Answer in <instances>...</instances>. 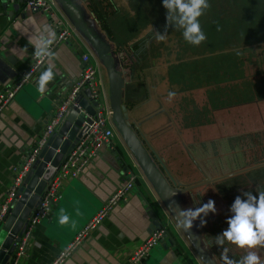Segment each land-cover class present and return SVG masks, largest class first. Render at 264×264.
Instances as JSON below:
<instances>
[{
	"label": "crops",
	"instance_id": "1",
	"mask_svg": "<svg viewBox=\"0 0 264 264\" xmlns=\"http://www.w3.org/2000/svg\"><path fill=\"white\" fill-rule=\"evenodd\" d=\"M66 1L73 4L88 28L110 45L116 69L124 74L123 102L132 127L153 153L157 166L161 165L157 157L165 166L175 181L174 187L185 189L178 195L180 209L200 207V195L205 190L213 191L230 208V199L239 192L231 197L222 193L237 188L231 179L244 170L238 165L243 166L245 161L242 149L232 142L259 137L264 140V71L254 80L249 72L253 65L246 60L234 61L229 53L239 52L233 48L207 55L198 50L196 54L183 55L184 49L154 53L151 40L157 39L147 35L156 33V28L146 26L142 16L140 22L135 19L131 0H111L118 6V12L109 18L114 39L101 29L88 0ZM55 2L53 14H47L26 9L20 3L0 1V92L29 67L34 49L27 41L34 26L30 25L29 33H24L28 20L37 26L51 24L57 34L64 28L70 33L68 41L55 50L52 62L56 76L48 85V92L41 96L36 84L47 66L45 62L0 114V206L12 184L14 168L28 158L56 107L81 76L82 54L90 52L103 71L97 52L74 14L60 0ZM125 3L131 12L123 13V8H119ZM135 4L140 5L141 1ZM143 39L147 42L142 52L126 49L127 44ZM118 47L122 51L115 53ZM207 56L214 62L212 69L207 67L213 72L212 80L206 77ZM103 83L98 108H111L109 81L104 79ZM169 92H174V97L169 98ZM81 96L88 100L85 93ZM95 107L90 103L87 109L94 111ZM113 127L116 136L112 143L101 149L83 173L63 182L61 201L35 228L27 256L19 264H52L131 173L136 176V186L128 201L119 204L61 264H128L130 256L159 227L166 231L165 236L138 264H205L191 239L200 242L216 262L225 264L194 221L189 231L179 226L180 218L159 196L114 122ZM219 148L221 154L230 158L224 165L216 164ZM233 153H239L241 158L232 157ZM263 165L246 168L245 174L255 170L264 173ZM61 209L70 217L68 225L59 223ZM73 221L75 227L71 226ZM5 236L1 226L0 242Z\"/></svg>",
	"mask_w": 264,
	"mask_h": 264
},
{
	"label": "built area",
	"instance_id": "2",
	"mask_svg": "<svg viewBox=\"0 0 264 264\" xmlns=\"http://www.w3.org/2000/svg\"><path fill=\"white\" fill-rule=\"evenodd\" d=\"M6 1L9 3H20L23 4L26 9L34 12L41 11L47 14H53L56 6L55 0ZM69 36V30L66 28L62 29L57 34V41L52 46V50L55 52L61 44L68 41ZM82 62L84 63V67L81 76L74 82L70 90L56 107L28 158L21 165L14 168L12 184L4 202L0 206V227L7 216L10 206L17 197L18 190L23 184L24 177L27 175L50 136L60 126L72 106L81 109L79 103L76 102V98L84 88L90 89L91 99L93 101H98V106L95 107L96 110L89 112L88 109H81L87 118L83 123L85 128L84 134L59 167L56 176L49 183L48 188L42 195L32 215L29 217L25 231L21 239L16 243V249L10 264H19L20 259L27 256V248L35 228L51 213L54 207L57 206L62 199L63 182L70 177L75 178L83 173V171L99 155L101 149L109 146L116 136L113 127L112 109L110 107L98 108L101 104L100 100L102 91L104 90L100 64L98 61L96 62V60H93L90 52L82 54ZM44 63L45 61L37 58L34 54L31 55L28 69L24 71L20 78L10 87L0 92V114L14 99L17 92L30 82L35 73L44 65ZM135 186L136 176L131 173L129 178L114 191L95 216L84 226V228L81 229L76 238L60 253L52 264L63 263L66 257L70 256L72 252L88 237L90 232L97 228L119 204L128 201ZM165 234L166 231L163 228L154 229L143 245L130 256L128 264H138L141 262L149 254L150 250L160 242Z\"/></svg>",
	"mask_w": 264,
	"mask_h": 264
},
{
	"label": "water",
	"instance_id": "3",
	"mask_svg": "<svg viewBox=\"0 0 264 264\" xmlns=\"http://www.w3.org/2000/svg\"><path fill=\"white\" fill-rule=\"evenodd\" d=\"M60 1L74 14L78 25L84 30L89 42L105 66L110 87V106L113 112V122L159 196L165 201L169 209L175 215H178L177 208L180 209L177 200L178 195L184 192L185 189L177 190L174 187L175 181L172 176L158 157L157 159L161 165L157 166L153 153L145 146L146 143L140 134L132 127L128 108L123 102L124 74L116 69L110 45L86 26L74 10L71 2ZM82 92L86 94L88 100L82 98ZM82 92L76 98V102L79 103L81 109L87 110L90 103L98 106V101L91 99L89 88H84ZM81 109L76 106L69 109L62 123L50 136L24 177L17 197L10 206L2 224V230L6 233V236L0 242V264L11 263L16 243L21 239L29 217L48 188L49 183L56 176L59 167L83 136L85 129L83 123L87 118ZM191 240L205 264H219L202 248L200 242Z\"/></svg>",
	"mask_w": 264,
	"mask_h": 264
},
{
	"label": "rangeland",
	"instance_id": "4",
	"mask_svg": "<svg viewBox=\"0 0 264 264\" xmlns=\"http://www.w3.org/2000/svg\"><path fill=\"white\" fill-rule=\"evenodd\" d=\"M139 0H131L132 2L130 5L132 9L134 10L135 14V19L140 22V16L141 20L144 22H147L148 24L146 26L152 25L153 27L156 28V33L153 31L150 32L147 36L150 38L156 37V41H152V47L151 51L154 53L162 54V52L169 50L170 52H177L178 49L182 51L184 49V54L183 55H193L196 54V50H198L199 53L204 52V54H209L210 48L207 45V39L201 43L199 46H194L192 44H189L186 42L183 38L182 35V29H176L173 26H168V31H158L161 28L163 29L166 27L167 21H166V12L167 10L163 6L162 0H140L141 4L137 5ZM209 3L211 7L205 11V14L202 15L199 18L200 25L202 30L204 31L205 35L210 32V30L206 29L207 26L211 25L209 23L208 25H204L208 22H214L217 24V26L222 27V37L224 38V41L226 42V46L224 50H231V48L237 50L239 53H234L231 51L232 54L229 53V55H232V58H234V61L243 60L241 63H244V60L247 61V64H252V68L249 70L250 74H253V79L256 80L258 78V75L264 71V39L262 41H258L260 38L264 37V33H261L255 37H253L256 42L249 43L246 45V40L250 37H252V31H248L246 33H242L238 30V27L236 26V23L233 21L229 22H224V20L228 16H232L235 14H238V9L237 6L231 0H209ZM118 8V6H117ZM119 8H123V13L126 12H131L129 6L125 3L123 5H120ZM118 10V9H117ZM144 10V12H142ZM118 12V11H117ZM216 14L219 16H222L219 21L215 19ZM146 16V17H145ZM222 19V20H221ZM143 26L146 23H141ZM224 28H227L226 30ZM224 30V31H223ZM215 31V30H214ZM164 34L165 32L167 33L163 39L159 38L158 33ZM139 30H137L136 35H138ZM207 37V36H206ZM129 44H127L128 46ZM246 47V48H245ZM127 49V48H126ZM247 50V51H246ZM211 57V55H209ZM209 56L206 57V77L209 80H212L214 78L213 72L209 70L208 68L212 69L214 66V62L212 58H209ZM102 62V60H101ZM127 62V61H126ZM128 63V62H127ZM103 66V71H102V77L103 80L108 81V76L106 73L105 66L102 62ZM208 67V68H207ZM119 134H121L118 131ZM245 138V140H236L232 142V144H235L239 150L242 149L245 155V161L242 166V164H239L238 167H243L244 169L241 173L238 174L237 178L231 179L232 183L235 182L237 183V188L234 191H231L229 193H222L224 196L227 197V195L231 197L232 194L235 192H239L237 195H241L244 191H252L254 195H258V191L256 190V187L259 185H263L264 182H257L255 181L252 177H257V176H252V174H245L246 168H250L254 165L257 164H262L264 163V140H262L260 137L259 138H254L251 139ZM241 145V148L239 145ZM222 155V156H221ZM235 155L238 158H241V155L239 153H233L232 157H235ZM216 164L219 165H224L226 162L230 161V158H227L225 154H221V148H219V153L217 157L215 158ZM261 167H264L261 166ZM260 168V167H258ZM256 168V169H258ZM254 170V169H253ZM251 171V170H250ZM249 172V171H248ZM261 181V180H258ZM253 188V189H251ZM204 195H200V200H199V205L200 207L207 203L210 199L215 202V207H216V212L212 213L209 212L207 216L202 215V219L206 221L203 225H201V219L197 221L194 220V222L197 225L198 230L204 235L206 240H210V244H212V249L214 252H219L220 258L222 259L223 262V249H227L226 255L235 260L239 261L240 258L246 254L248 251L247 249H241L237 247L236 245L225 241V244L220 247L215 244V240L218 234L222 233L223 230H225L228 225H227V218L232 215L230 212V208L226 204H224L223 200L219 199L213 191H207L203 193ZM233 194V196H234ZM224 197V198H226ZM246 199V197H244ZM227 199V198H226ZM230 199V198H229ZM235 199V198H234ZM234 199H230V203L232 204L234 202ZM254 251H257V253L260 255L261 260L264 259V248H257L254 249Z\"/></svg>",
	"mask_w": 264,
	"mask_h": 264
},
{
	"label": "clouds",
	"instance_id": "5",
	"mask_svg": "<svg viewBox=\"0 0 264 264\" xmlns=\"http://www.w3.org/2000/svg\"><path fill=\"white\" fill-rule=\"evenodd\" d=\"M166 12V28L173 26L176 29H182V35L186 42L194 46H199L206 40V35L201 28L199 18L205 14V11L211 7L209 0H162ZM39 6V3H38ZM28 27L23 30L29 33V26H34V31L28 36L27 45L34 49L33 54L37 58L45 61L47 66L36 80L38 91L41 96L48 92V85L56 76L55 64L52 62L56 58V53L52 46L57 41V33L53 25L44 23L39 26L33 20H28ZM160 39L167 34L157 32ZM27 50V46L24 47ZM169 98L174 97V92H169ZM254 195L252 191H244L237 195L230 206L232 215L227 218L228 227L218 234L215 240L217 246L222 247L225 241L230 242L241 249H247L239 261L229 258L223 249V260L225 264H264L260 255L254 249L264 248V191L257 192ZM246 197V199L244 198ZM178 209L179 226L189 231L193 227V221L201 218L202 214L207 216L209 212L215 213L216 207L213 200H209L201 207L193 209ZM70 217L61 209L59 214V223L68 225ZM206 223L201 218V225ZM75 227V222L71 224Z\"/></svg>",
	"mask_w": 264,
	"mask_h": 264
},
{
	"label": "trees",
	"instance_id": "6",
	"mask_svg": "<svg viewBox=\"0 0 264 264\" xmlns=\"http://www.w3.org/2000/svg\"><path fill=\"white\" fill-rule=\"evenodd\" d=\"M231 2L237 6L239 12L238 14L228 16L224 22H235L238 30L242 33L252 31V37L248 38L246 42H256L255 40H252L254 39L253 37L264 33V0H231ZM88 7L99 22L101 29L106 32L110 39H114L115 35L109 25V18L117 12L115 4L111 0H88ZM217 15L218 14H216L215 19L219 21L222 16L218 18L219 16ZM209 23H211V25L207 26L206 29L210 30V32L206 34V42L210 51L215 52L224 50L226 42L222 37V27L217 26L214 22H208L204 25H208ZM224 29L226 30L227 28ZM158 31H168V28L164 27L163 29H158ZM263 39L264 37L260 38L258 41H262ZM146 42L147 39H143L141 42L138 41L134 44L126 45V48L132 53L137 51L142 52V49L145 48V45L143 44ZM119 51H122V48L118 47L115 49V53ZM259 171L260 170H255L252 172V176L258 175L257 177L252 178L257 182H264V173ZM256 190L258 192L264 191V184L257 186Z\"/></svg>",
	"mask_w": 264,
	"mask_h": 264
}]
</instances>
